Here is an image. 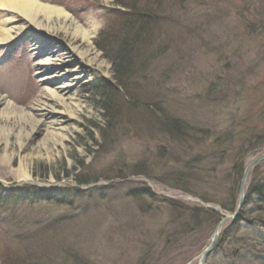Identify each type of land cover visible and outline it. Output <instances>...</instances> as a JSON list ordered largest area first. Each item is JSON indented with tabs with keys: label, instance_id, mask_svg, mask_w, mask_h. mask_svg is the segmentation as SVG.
<instances>
[{
	"label": "rangeland",
	"instance_id": "1",
	"mask_svg": "<svg viewBox=\"0 0 264 264\" xmlns=\"http://www.w3.org/2000/svg\"><path fill=\"white\" fill-rule=\"evenodd\" d=\"M37 1L70 21L54 19L37 41L17 18L20 35L0 45V97L16 110L0 112V182L23 185H11L22 167L42 189L60 191L49 196L54 203L28 192L31 199L20 193L0 204V252L14 254L9 264H197L217 223L191 225L190 197L228 207L242 191L244 205L264 172L262 162L244 182L240 174L264 153V140L252 138L264 130V0H122L147 15V33L112 21L113 0ZM74 23L96 26L90 45L74 37ZM108 26L131 61L119 73L139 72L127 83L138 103L122 89L99 97L90 88L113 72L94 42ZM53 46L57 80L48 84L37 72L43 47ZM71 47L93 49L95 60ZM61 86L63 104L47 98ZM143 188L183 210L139 199ZM233 221L223 222L225 238L204 263L264 264L255 238L264 237L262 224ZM19 233L33 239L16 243Z\"/></svg>",
	"mask_w": 264,
	"mask_h": 264
},
{
	"label": "bare ground",
	"instance_id": "2",
	"mask_svg": "<svg viewBox=\"0 0 264 264\" xmlns=\"http://www.w3.org/2000/svg\"><path fill=\"white\" fill-rule=\"evenodd\" d=\"M0 11H2L1 17L2 18L4 17L3 21L0 20V22L2 21L1 22L2 25L0 26V45H3V46L7 42H9L13 39H16L17 38L16 36L20 35L18 28L15 25H13L14 22H16L17 18L22 19L29 24V29L26 32H28L31 36L35 37L34 39L37 41L39 40L40 33L42 35L43 31L44 32L48 31L49 25L52 24L54 19H55V21H58V22H59V20H61L64 23L67 21L68 22L70 21V16L68 14H66L65 12H63L61 9L52 8L51 6H48L47 4H42V3L38 2L37 0H0ZM43 22H45L46 24L43 25ZM72 30H73L72 33H73L75 38H80L85 44L90 45L91 39H92V37L96 31V26L94 24H91L88 29H84L81 25L74 23ZM21 34H24V33H21ZM36 44H38V43L36 42ZM54 47L55 46L50 47V48H46V49H44L45 47H43L42 51L46 50V51H48V53H46V56L44 57L43 61L40 62V64H39L40 70L38 69L39 71L37 72V76H40V81L44 82V83H48V84L54 82V80H57V78H55V72L52 71V68H51L52 67L51 61H53L54 56H56V53H57V51H54V49H53ZM68 49L70 52H73V51L76 52L75 54L77 56H79V58H81V59H84V57H86V58L90 57L91 55L95 54L93 52V49H90V50L85 51V52L80 51V50L78 51L74 47H71ZM94 60H95V56L87 59L88 63H91ZM111 72H112V75H111L110 80H106V79L102 80L101 79L102 84H104L106 82L114 84L112 78H113V76H115L113 74L115 71L113 70V67H112ZM92 85H98V84L95 81L92 82L91 86H90L91 89H92ZM64 89H65L64 86H61L59 88L56 87L53 90H51V89L48 90L46 92L47 98H49L52 101H57L59 104H63L64 100H63V96H62L61 92H64L63 91ZM92 91H93V89H92ZM1 106H3V108L0 109V112L4 111V107L7 110L16 111L12 107V105L7 103L3 98L0 97V107ZM262 119L264 121V117ZM262 131L264 133V130H262ZM262 155H264V153H262ZM251 162H249L248 164H246L244 166V168L241 172V177L244 175V173H245L244 171H245L246 167ZM262 162H264V159H263V161H259V163L257 162L256 165L250 167L246 174L250 173L252 171V169L256 168ZM15 177H16L15 182L12 183L11 185H13V184L16 185L15 183L18 182L17 185L19 186L20 181L22 182L23 185L14 189L12 187H8V185L3 186L0 182V204H2V202L7 201V200L18 199L16 196L20 193H22L24 195L23 199H25V200L31 199L32 196L26 195L28 192H35L36 194L39 192V194H42V195L45 194L47 196V201L50 200L53 203H54V201H58V199L54 200V199H51L49 197L54 192L60 191V190H58V188L57 189H55V188L51 189L49 192H48V190H44V188L42 189L41 187H43V186L41 184L30 181L31 177L25 173V171L22 167L17 171V175ZM243 178H244V180H246V176ZM4 182L6 183V181H4ZM53 183H55V182H53ZM64 189H66V187H64ZM139 190L140 191H137L135 193L143 195L144 193H147L146 191L151 192L149 188H147V189L143 188V190L145 192L141 189H139ZM33 195H35V194H33ZM242 196H243V194H242ZM34 197H36V196H34ZM190 198L194 202L193 203L194 204V210L199 212L198 217L201 218L200 214L207 212L209 217H211V218H213V220L217 221V225L220 224V221H222L225 218V215H227V214L235 215L233 217V220L235 221L237 219V217L241 216V211H239L237 209L246 210L249 207L250 208L254 207V202L244 204V205L237 204V202H236L237 196H236V198H235L236 200L233 198L234 200L230 201V203L236 202L235 203L236 210L235 209H233L231 211L224 210L225 211V213H224V212H222V210L220 208L222 206L220 203L209 202V201H206V200H204L198 196H192ZM158 199L163 200L164 202H168L169 204L172 202L175 203V201H174L175 199L172 197L158 196L156 201H158ZM238 199H239V197H238ZM175 204H177V203H175ZM255 218L257 219V217H255ZM194 220L195 219H193V221ZM246 223H248V222H246ZM50 224L52 226L53 223H50ZM201 224H203V223H201ZM214 231H215V229L212 230L210 241L212 239V235L214 234ZM220 235H221V232L219 231V234L217 237L218 241L220 239ZM217 240H216V242H217ZM210 241H209V243H210ZM216 242H215V244H216ZM213 249H214V247H213ZM209 254L210 253H208V255L205 258L206 261H207V257L209 256ZM200 255H201V251L197 257V263H198V260L200 259Z\"/></svg>",
	"mask_w": 264,
	"mask_h": 264
},
{
	"label": "trees",
	"instance_id": "3",
	"mask_svg": "<svg viewBox=\"0 0 264 264\" xmlns=\"http://www.w3.org/2000/svg\"><path fill=\"white\" fill-rule=\"evenodd\" d=\"M112 4L117 7V10L114 9L113 19H111V20L112 21L116 20L117 23H121V25H120L121 29L125 30L127 26H131V30H133L134 28H137L139 30V32H144V33L148 32V30H145L147 28V23H148V22H146L148 19H145V18H147V15L144 14V12H138L135 10L134 7H135L136 3L131 4L128 1L124 2L122 0H113ZM119 8L120 9L122 8L123 11H121ZM112 38H113V32L109 29V26H108L99 32V34L97 35V38L94 42H95V45L97 46L96 47L97 50L100 52H103L104 55L105 54L107 55V59H109L111 64L113 65L112 66L113 70H115V72L117 71V75L113 76V78H112L114 84L106 82L103 84L102 87H100L99 84L98 85H92L93 92H95V94L97 96L103 97L106 95H112V93L119 94L120 89H122L126 93L125 98L130 99L129 101H131V102L136 101V103H138V102H140L138 100V97H132L131 93H129L130 86L127 85V83H129L132 80H136V77L139 76V72H137L138 70H133V69L129 68L126 71L124 69V72L122 73V75L119 73V71L122 72L123 69L119 66L117 67V65L123 64L126 66H128V65L130 66L131 61L129 59L127 60V58L124 56L123 51L121 50V47H119L115 43L113 44L114 38L113 39ZM125 45L126 44L123 41L122 47H124ZM121 76L124 77L125 79L122 80ZM148 103L149 102L146 103L145 108L146 109L148 108V112L150 113V111H149L150 107H148ZM263 117H264V114L261 115V118H263ZM255 124H257V123H255ZM248 128H250V127H248ZM248 128L247 129L244 128V131L249 132L250 130ZM252 128H256V126H253ZM262 130L263 129H261L258 134L253 133L252 138L255 139L256 143H258L260 138H262L261 140H264V136H263L264 133ZM257 146H258V144H257ZM241 172L242 171H240V174H241ZM85 183L86 182H84V181L79 182V184H85ZM146 192L147 193H144L143 195H140L137 197L139 199H145V200H150V201L155 200L156 201V199H157L156 195H154L152 192H149V191H146ZM247 192H248L247 199L245 200L244 204L254 202V207H252V208L249 207L247 209L245 208L246 210H242L241 216L237 217V219L235 221H233L234 224H236L234 226L239 228L241 226V222L246 221V222H248L247 226H249V227H256V226H259L262 224V228H264V172L262 175H259V177H257L254 180L251 187L247 188ZM41 201H47V199H41ZM59 203H61V202H58V204ZM170 205L173 209L177 210L175 208V206L177 204L172 202V203H170ZM176 207L178 208V210H183V207L180 205L179 206L177 205ZM234 207H235V203H230V205L228 207L221 206L220 208L227 210V211H231L234 209ZM188 213L191 215L190 220L193 221V219H195L192 223H190L191 225H193L195 227L200 226L198 224H200L204 218H205L204 220H210V219L213 220V218L209 217L207 212H205V213L200 214L202 218H201V221H199L198 220L199 212L194 210V208H192L190 210V212H188ZM255 217H257V219L258 218L259 219L257 220ZM213 221L215 223H217L216 220H213ZM231 227H232V225H231ZM197 228H199V227H197ZM262 230H264V229H262ZM225 232H226V230H225ZM222 234L225 235L224 232ZM15 237H16V239H15L16 243H19V244H22L24 242H27V241H30L33 239V237H29L26 239L27 234H23V233L22 234L19 233ZM224 238L225 237L223 236L221 239L224 240ZM255 238H256V241L259 242L258 243L259 246L262 244L264 245V237L255 236ZM221 239H220V241H221ZM215 248L213 250H215ZM212 251L209 254V256L207 257V259L211 257ZM12 255H14V254H12L11 252H9V253H4V252L1 253L0 252V264H4V263L9 264V262L11 261Z\"/></svg>",
	"mask_w": 264,
	"mask_h": 264
},
{
	"label": "water",
	"instance_id": "4",
	"mask_svg": "<svg viewBox=\"0 0 264 264\" xmlns=\"http://www.w3.org/2000/svg\"><path fill=\"white\" fill-rule=\"evenodd\" d=\"M264 159V155H259L258 157H256L245 169V173L244 175L242 176V181L244 182V178L247 174V171L250 167L254 166L257 164V162L259 163V161H263ZM242 192V191H241ZM240 192V197H239V205H241V202H242V193ZM235 215H227L222 221H220V224L217 225V227L215 228V231H214V234L212 235V239L209 243V245L207 247L204 248V250L201 252V255H200V259L198 260V263L197 264H203L204 261H205V258L206 256L208 255V253L211 251V249L213 248V246L215 245V242L217 240V237H218V234H219V231L222 227V224L225 220L227 219H233Z\"/></svg>",
	"mask_w": 264,
	"mask_h": 264
}]
</instances>
